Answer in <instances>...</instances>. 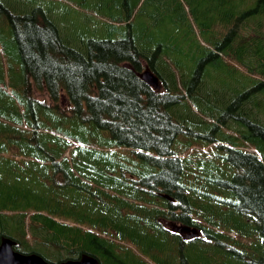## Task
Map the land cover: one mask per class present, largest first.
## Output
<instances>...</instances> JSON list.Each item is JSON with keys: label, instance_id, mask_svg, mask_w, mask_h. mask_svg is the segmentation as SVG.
<instances>
[{"label": "trees", "instance_id": "1", "mask_svg": "<svg viewBox=\"0 0 264 264\" xmlns=\"http://www.w3.org/2000/svg\"><path fill=\"white\" fill-rule=\"evenodd\" d=\"M196 1L206 5L193 11L210 43L187 49L177 37L157 40L161 32L135 33L141 0L117 2L125 18L105 25L114 36L76 47L38 1L0 0V38L5 27L10 33V77L0 69V237L51 261L86 252L111 264L125 252L104 233L143 241L149 238L141 231L156 232L166 246L163 222L184 221L202 224L222 243L229 235L214 227L236 231V245L250 241V263L264 264V122L257 118L264 0ZM168 9L156 8L155 29L166 28ZM181 18L190 22L185 12ZM148 28L144 23L141 31ZM145 69L161 88L142 78ZM219 72L227 81L244 74L238 80L253 85L226 109L218 104L231 94L215 98L212 135L197 133L192 127L200 128V120L186 122V113H195L188 100L200 99L205 80H218ZM33 88L49 99L35 97ZM231 108L240 122L227 133L218 115ZM180 136L188 138L183 148ZM198 140L202 149L211 143L215 149L181 154Z\"/></svg>", "mask_w": 264, "mask_h": 264}, {"label": "rangeland", "instance_id": "2", "mask_svg": "<svg viewBox=\"0 0 264 264\" xmlns=\"http://www.w3.org/2000/svg\"><path fill=\"white\" fill-rule=\"evenodd\" d=\"M43 8L44 12H46L51 19L61 27L62 36L70 43V45L76 47V43L82 44L88 38H108L114 36L111 32H107V25L109 22H114L117 20L124 19L125 16L118 7H115L117 2H123L124 0H36ZM133 1V0H132ZM199 4L196 0H141L138 8H136L135 13H133V17L136 18L135 23V33L138 32H161L157 35V40L160 39H168V38H176L181 40V44L184 48L190 49V44H197L199 41L203 45H209L210 43L208 35L201 32V25L195 19L193 7H196L197 11H201L204 8L206 9V5L204 1H200ZM165 3L168 5L169 9L164 15L163 24L166 27L163 30H158L154 28L153 24V16L156 8L161 4ZM247 3L241 4V8L247 9ZM140 11V12H139ZM186 13L190 19V22L184 21L182 22L181 15ZM21 28L24 29V24L26 21H22ZM144 23L151 25V29L142 30L141 28ZM251 26H254V23L251 22ZM6 28V29H5ZM3 30H7L6 32H2L4 34V38H0V69L2 73L5 75V78L8 79L10 77V55L8 48L5 44V41H8L10 38V33L5 27ZM82 47V46H81ZM173 58V57H172ZM175 60V58H174ZM247 75L250 73L246 68ZM214 72L212 69L210 70V74ZM242 73V72H241ZM218 75V80H214L212 78L205 80V93L201 92L202 97L198 100L189 99L188 102L191 105L192 109L195 113L202 116V119L195 113L189 112L186 113L188 117V121L200 120V128L192 127L197 133L212 135L210 131L212 130L213 124L211 123L214 119L211 115V103L215 101V98L219 101V99L229 95L231 100L229 103H220L219 108L226 109L232 104L240 103V96L243 92L250 90L253 84H251L250 78L244 79L242 82L238 80L239 77L243 76H227L231 80L227 81L226 77H223L221 73H216ZM34 89V95L38 99L48 100V96L46 92ZM255 93V92H253ZM253 93H249L246 96V99L250 98ZM256 94V93H255ZM254 96L256 97V95ZM253 96V97H254ZM263 97V96H261ZM245 107V105H244ZM186 109V107H183ZM63 109H66L63 104ZM259 112L261 114L257 115V118L264 122V100L259 102L258 106ZM234 111V108L230 109V112L219 113L218 117H221V121H223V125L229 124V126L224 128L227 133L233 131L234 123L240 122L238 120H234L230 113ZM182 114L184 111H181ZM234 134V133H232ZM215 135L218 137H222L218 135V130L215 132ZM194 139H204L206 138L198 137L197 134H192L188 136ZM180 142L178 144V148H183L186 144L188 138L185 136H180L178 139ZM203 140H198L190 146V148L181 153L182 155H186L189 151L193 153L195 157H198L196 153L200 152L205 155L211 152L216 146V144H207L205 149L202 147L205 146L203 144ZM249 150L254 151L252 148L248 147ZM198 151V152H197ZM199 154V153H198ZM216 158V157H215ZM217 161L223 163L222 158L217 157ZM208 224V222H205ZM215 230H218L215 228ZM221 232L226 234L227 229L222 227ZM236 232V231H234ZM230 233L228 243H231L235 251H226L229 249V245L223 246L219 244H214V242H207L205 240L191 241L183 244V249L185 252L186 260L183 264H251L252 260V247L250 245V241L247 239H242L244 242H240L238 245H235L234 241H237V236L235 233ZM141 235L144 238H149L143 241H135L130 238L126 239H117L111 235H104L106 238H110L114 240L122 249H125L126 246L129 247L128 251L125 252V256L120 255V261L112 260L111 264H173L174 258L169 255L166 251V246L163 243V238L161 235L156 234V232H146L141 231ZM239 235V234H237ZM152 240L157 242V246L150 243ZM241 240V239H240ZM124 243V244H123ZM178 244V243H177ZM179 245V244H178ZM180 247V246H179ZM107 259V257H105ZM178 257L175 256V263L178 264Z\"/></svg>", "mask_w": 264, "mask_h": 264}, {"label": "water", "instance_id": "3", "mask_svg": "<svg viewBox=\"0 0 264 264\" xmlns=\"http://www.w3.org/2000/svg\"><path fill=\"white\" fill-rule=\"evenodd\" d=\"M142 78L156 88H160L159 77L150 69L141 73ZM16 241L2 236L0 239V264H100L97 257L83 253L78 259H68L59 263L47 261L38 253H22L15 249Z\"/></svg>", "mask_w": 264, "mask_h": 264}, {"label": "flooded vegetation", "instance_id": "4", "mask_svg": "<svg viewBox=\"0 0 264 264\" xmlns=\"http://www.w3.org/2000/svg\"><path fill=\"white\" fill-rule=\"evenodd\" d=\"M163 228L167 229L169 232V238L172 239V235H174V237L176 238V240L178 241V246H180V250H182V246L183 244L186 243L185 239L187 237H191L193 235V233H198V227L194 226L192 224L186 223L184 221H168L165 220L163 222ZM189 227V230H188ZM174 228V229H173ZM180 228H182L183 230H180ZM178 230V231H175ZM193 239H198V238H193ZM192 240V239H190ZM170 245V249L173 247L171 244ZM180 256H184V253L179 252Z\"/></svg>", "mask_w": 264, "mask_h": 264}]
</instances>
